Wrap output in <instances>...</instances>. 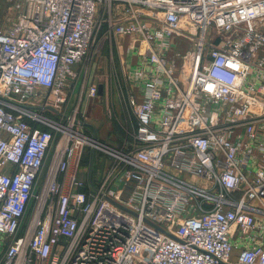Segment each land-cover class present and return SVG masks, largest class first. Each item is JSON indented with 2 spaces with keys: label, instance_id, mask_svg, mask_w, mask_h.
<instances>
[{
  "label": "built area",
  "instance_id": "1",
  "mask_svg": "<svg viewBox=\"0 0 264 264\" xmlns=\"http://www.w3.org/2000/svg\"><path fill=\"white\" fill-rule=\"evenodd\" d=\"M8 1L0 264H264V0ZM101 34L138 49L141 99L130 143L103 146L113 163L94 184L78 171L99 143L62 107ZM177 34L192 43L178 73L164 56Z\"/></svg>",
  "mask_w": 264,
  "mask_h": 264
},
{
  "label": "rangeland",
  "instance_id": "2",
  "mask_svg": "<svg viewBox=\"0 0 264 264\" xmlns=\"http://www.w3.org/2000/svg\"><path fill=\"white\" fill-rule=\"evenodd\" d=\"M13 3L8 0H0V26L6 29L16 15ZM99 35L96 44L92 48L89 57L78 68V81L67 88L68 97L62 107L66 116H76L84 122V132L89 136L90 142L99 143L94 146L86 145L82 149L81 166L78 172V179L88 183V173L93 172V183L101 182L106 168L113 163L112 156L107 154L109 150L123 149L131 141L133 133V113L136 104L140 101L141 87L134 76L139 67V51L130 47L131 41L124 37H113L103 39ZM171 49L165 53L171 59L175 58L176 72H180L183 61L176 55L184 54L192 50L191 40L177 34L171 40ZM174 50V51H173ZM184 75H187L184 74ZM89 84L102 87V92L96 98H85L82 90ZM45 92H41L44 95ZM55 100V96H52ZM42 98L35 99L33 105L39 106ZM53 105H56L55 101ZM51 115V113H48ZM259 133V142H264V119L256 124ZM108 146L104 148L103 146ZM105 146V147H106ZM53 153V151H52ZM50 153L45 166L44 174L49 168L53 154ZM258 153V151H257ZM86 156H88L86 158ZM73 172V168L71 170ZM198 183L201 181L198 180ZM41 181L36 191L41 189ZM204 209L210 208V202L200 205ZM199 207V206H197ZM192 211V215H200V208Z\"/></svg>",
  "mask_w": 264,
  "mask_h": 264
},
{
  "label": "crops",
  "instance_id": "3",
  "mask_svg": "<svg viewBox=\"0 0 264 264\" xmlns=\"http://www.w3.org/2000/svg\"><path fill=\"white\" fill-rule=\"evenodd\" d=\"M234 245H235V250H234V255H235V254L238 253V251H239V249H240L241 247H239L238 242H234ZM233 257H234V256H233Z\"/></svg>",
  "mask_w": 264,
  "mask_h": 264
},
{
  "label": "water",
  "instance_id": "4",
  "mask_svg": "<svg viewBox=\"0 0 264 264\" xmlns=\"http://www.w3.org/2000/svg\"><path fill=\"white\" fill-rule=\"evenodd\" d=\"M99 90H100V93L102 92V87H99ZM85 190H84V188H81L80 189V193H83Z\"/></svg>",
  "mask_w": 264,
  "mask_h": 264
},
{
  "label": "trees",
  "instance_id": "5",
  "mask_svg": "<svg viewBox=\"0 0 264 264\" xmlns=\"http://www.w3.org/2000/svg\"><path fill=\"white\" fill-rule=\"evenodd\" d=\"M88 156H86V158H87Z\"/></svg>",
  "mask_w": 264,
  "mask_h": 264
}]
</instances>
